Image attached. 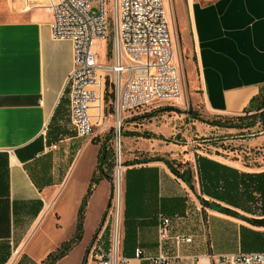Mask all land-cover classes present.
<instances>
[{
    "label": "crops",
    "instance_id": "0c3cea01",
    "mask_svg": "<svg viewBox=\"0 0 264 264\" xmlns=\"http://www.w3.org/2000/svg\"><path fill=\"white\" fill-rule=\"evenodd\" d=\"M51 2L0 0V264H16L23 255L40 262L74 235L97 164L95 155L86 181L79 179L80 173L74 176L92 139L77 136L69 119L65 82L73 66L72 44L52 37ZM176 2L187 72L196 75L193 86L200 90L206 113L215 118L243 114L264 85V0ZM187 119L186 125L203 131L199 120ZM162 123L167 125L154 123L147 130L160 138L127 134L126 148L134 143L130 149L147 157L178 159L181 169H191L193 187L162 161L134 165L150 169L132 175L135 186H128V192L127 186L120 190L119 255L127 257L128 264H152L146 257L159 253L171 256L174 264H193L209 253L264 251V156L252 162L237 151L216 146L213 138L200 140L210 153L195 145L189 151L190 142L179 139L176 130L183 122L169 118ZM207 127L210 134L235 129ZM76 139L82 140L77 144ZM227 142L259 149L264 129L256 137ZM53 144L55 149L50 148ZM199 155L207 159L200 162L202 174L196 168ZM103 181L106 191L99 197L96 185ZM110 189L107 176L92 186L83 210L82 238L57 262L81 244L82 260L104 220L100 239L108 248L112 225L105 215L111 206L107 207ZM159 214L170 218L163 240ZM178 235L192 239L176 243ZM137 247L143 258L133 257Z\"/></svg>",
    "mask_w": 264,
    "mask_h": 264
},
{
    "label": "built area",
    "instance_id": "2783aa9c",
    "mask_svg": "<svg viewBox=\"0 0 264 264\" xmlns=\"http://www.w3.org/2000/svg\"><path fill=\"white\" fill-rule=\"evenodd\" d=\"M54 39L72 44L73 66L65 82L69 98V119L79 137L101 133L108 127L107 112L115 121L116 156H120L122 121L157 102L182 97L184 80L176 48V32L165 0H52ZM107 44L103 61L97 49ZM108 95L110 96L107 99ZM108 107V109H107ZM55 149L56 145H51ZM118 171L115 172V174ZM120 193L116 188L106 217H111L112 233L108 248L101 231L93 239L88 256L97 264H128L118 253ZM170 218L158 215L161 240L168 236ZM190 236H175V242H190ZM135 258H143L140 247ZM152 264H174L171 256L159 253L146 257ZM193 264H264V251L200 256Z\"/></svg>",
    "mask_w": 264,
    "mask_h": 264
},
{
    "label": "rangeland",
    "instance_id": "374dc122",
    "mask_svg": "<svg viewBox=\"0 0 264 264\" xmlns=\"http://www.w3.org/2000/svg\"><path fill=\"white\" fill-rule=\"evenodd\" d=\"M167 11L169 12L171 22L173 24V28L176 32V48L177 53L180 56L181 60V67L183 72V80H184V93L183 96L178 98L177 100L171 101V102H157L150 106H147L145 108H141L140 110H137L136 112H131L126 114V118L122 121L121 125V137H120V156H116L115 158V164L110 171V177H109V186H111L110 189V197L109 202L112 204V200L116 191V171H119L120 177H121V189L124 186V180H123V174L125 170V166H123L122 162L125 160H130L133 156H139V151H132V146L135 145L133 143L132 146H129L126 148V144L128 143V136H133V132H147L148 128H151L153 124L157 125H167L163 124L162 122H167L169 118H175L178 123L183 122L182 125H178V135L179 139L186 140L190 142L188 144V149H192L191 145H195L198 150H201L204 153H210L211 150L209 147H206L204 142H200L202 145H198L197 143H192V140L194 141H200L201 138H213V142H215L216 146H222L226 149H231L230 151H237L241 156H246V158H251L250 160L254 162V158L256 159L259 156H264V143L260 145L258 148L255 149V147L246 145V147H242L241 144L231 142L228 143V140H237L239 138H245V137H256L260 135V132L263 128L261 124H258L254 126L251 130L248 131H242L239 129H231L230 133H224L222 131L220 132H207V123L200 121L198 124L199 130L194 128L191 124L190 126L186 125L188 119L187 117H190L191 119L193 116H197L198 118H201L202 120H212L215 118V116L206 113L204 101L202 99V96L200 94L199 88L196 86H193V82L196 80V75H188V67H186L187 58L188 55L184 51L183 43L181 42V27L180 23L177 20V13H176V0H165ZM99 55L102 57V60H105L106 52H107V44L104 41L99 42V46L97 49ZM110 96L108 95L107 99H109ZM174 108L171 110H165V108ZM108 109V107H107ZM107 120L108 122L104 124V126L108 127L105 132L101 133V128H97L95 132L87 136L89 138H95L99 142L104 141L107 137L110 138V142L112 144V147L114 148V151L116 152L117 148L119 147L117 145V138L114 135L115 132V120L109 116L107 112ZM197 120V119H196ZM162 123V124H161ZM136 129L137 131H134ZM201 132V133H200ZM124 133L128 134V136L124 135ZM133 137L131 138V140ZM82 139H76L74 140V143H79ZM227 140V141H225ZM134 141V140H133ZM225 141V143L223 142ZM223 142V143H221ZM96 144V145H95ZM88 147L84 151L83 157L81 158L80 162L77 163V167L74 171V176H77L79 173V179L81 181H86L87 179V173L90 172V169L92 167L93 161L95 159V155L98 156L100 144L97 142H92L90 144H87ZM61 146V145H60ZM128 149V150H127ZM251 152V153H249ZM247 153V154H245ZM260 153V154H259ZM96 156V157H97ZM181 160L184 159L183 157L180 158ZM178 160V159H176ZM175 162L177 163V161ZM97 161V158H96ZM181 163V161H179ZM88 181V180H87ZM96 186H100L98 188V196L103 197L106 191L107 184L105 181L101 182L100 184H97ZM89 228L90 225L87 227V231L85 232V237L89 235ZM91 244V242L89 243ZM87 245V248H89L90 245ZM82 253V244L74 249L72 252L68 254L66 259L64 261L57 262L56 264H82L81 260V254ZM83 258V257H82ZM81 261V262H80ZM29 264V263H27ZM86 264H95L93 261H90L89 256L87 254V260Z\"/></svg>",
    "mask_w": 264,
    "mask_h": 264
},
{
    "label": "trees",
    "instance_id": "16d2710c",
    "mask_svg": "<svg viewBox=\"0 0 264 264\" xmlns=\"http://www.w3.org/2000/svg\"><path fill=\"white\" fill-rule=\"evenodd\" d=\"M174 108H165V110H171ZM193 118L206 122L207 124L219 126V127H226V128H235L242 130L243 129H252L254 126L261 124L263 126L262 130L264 129V85L261 86L259 92L253 96L250 100L248 105L243 109V114L233 117H219L214 118L212 120H202L201 118H198L197 116L191 115ZM124 135H127L124 133ZM132 135L141 136L144 138H150V137H156L160 138L161 136H157L155 134H152L150 132H133ZM204 139V138H203ZM201 138V140H203ZM92 142H99L97 139L92 138ZM199 141V145H200ZM115 158H116V152L114 151V148L112 147V144L110 142V138L107 137L104 141L100 142V148L97 156V164L95 171L93 172L89 187L87 189V193L85 197L82 200V203L79 207V212L77 216V224H76V231L74 235L67 239L62 241L54 250L50 251L40 262H35L28 258L27 256L23 255L20 260L16 264H55L57 261H59L61 258H63L67 253L71 250V248L81 240L82 234H83V210L84 205L86 204L87 197L90 194V191L92 189V186H94L96 183L99 182L100 179L107 176L110 177V171L112 170L114 164H115ZM202 160H207L203 156H197L196 158V168L199 174H202V166L200 162ZM153 161H162L166 164V166L169 168V170L178 178L182 179L189 187H193L191 180H192V172L189 167H185L183 169L180 168V165L182 163L177 164L173 159H167L162 156H150L147 157L144 153L140 152L139 156H135L134 158L130 160H125L124 162L120 163L125 167L132 166V168H127L124 172V186H127V192H128V186H135L132 182V175L137 173H147L146 171L150 168L140 166V168H133L136 164H144L148 162ZM138 175V174H137ZM257 175H250V178H255ZM254 180V179H253ZM206 203V202H205ZM109 207L110 202L107 204ZM210 206L214 209H222L224 211H227L226 208L220 207L218 204H210ZM255 222V221H254ZM89 248L85 250V253L82 258V264H86L87 260V253Z\"/></svg>",
    "mask_w": 264,
    "mask_h": 264
},
{
    "label": "bare ground",
    "instance_id": "6f19581e",
    "mask_svg": "<svg viewBox=\"0 0 264 264\" xmlns=\"http://www.w3.org/2000/svg\"><path fill=\"white\" fill-rule=\"evenodd\" d=\"M178 98L181 99V97H178ZM178 100H179V99H178ZM106 122H108V120H107ZM119 175H120V173H119V171H118V172L116 173V183H117L116 188H117V190H118L119 193H120V190H121V177H120Z\"/></svg>",
    "mask_w": 264,
    "mask_h": 264
}]
</instances>
